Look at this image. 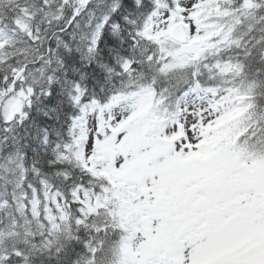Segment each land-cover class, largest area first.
<instances>
[{
  "label": "snow or ice",
  "instance_id": "6c2138e0",
  "mask_svg": "<svg viewBox=\"0 0 264 264\" xmlns=\"http://www.w3.org/2000/svg\"><path fill=\"white\" fill-rule=\"evenodd\" d=\"M0 264H264V0H0Z\"/></svg>",
  "mask_w": 264,
  "mask_h": 264
}]
</instances>
